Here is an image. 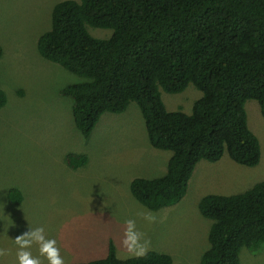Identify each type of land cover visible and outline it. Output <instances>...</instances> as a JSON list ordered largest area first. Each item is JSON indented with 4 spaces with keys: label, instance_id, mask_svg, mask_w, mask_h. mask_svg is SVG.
<instances>
[{
    "label": "trees",
    "instance_id": "trees-1",
    "mask_svg": "<svg viewBox=\"0 0 264 264\" xmlns=\"http://www.w3.org/2000/svg\"><path fill=\"white\" fill-rule=\"evenodd\" d=\"M90 29L112 35L95 38ZM37 50L83 80L61 92L74 102V124L84 139L105 114H124L136 103L152 148L172 153L163 177L131 183L133 198L146 209L180 204L202 162L227 155L246 168L260 164L246 105L256 101L264 117V0H66L54 6L52 28ZM190 85L203 95L192 115L167 111L162 92L180 94ZM7 104L0 90V109ZM67 162L79 170L89 159L69 154ZM8 199L16 206L23 201L16 189ZM198 208L213 222L200 264H241L243 249L263 251L264 181L236 195H206ZM80 264L177 263L156 251L120 259L110 241L106 258Z\"/></svg>",
    "mask_w": 264,
    "mask_h": 264
},
{
    "label": "rangeland",
    "instance_id": "rangeland-1",
    "mask_svg": "<svg viewBox=\"0 0 264 264\" xmlns=\"http://www.w3.org/2000/svg\"><path fill=\"white\" fill-rule=\"evenodd\" d=\"M66 0H0V90L8 104L0 109V249L2 264H16L14 239L29 226L44 227L57 240L67 264L104 259L113 241L120 259H130L121 246L123 221L137 219L150 241V251L170 255L177 264H200L208 251L213 222L199 212L200 200L211 194L236 195L264 181V117L256 101L246 105L249 127L259 138L261 162L246 168L227 155L198 165L187 196L175 207L152 212L137 202L130 186L137 178L156 179L167 173L172 153L152 148L145 121L136 103L124 114H105L89 139L73 120V100L62 90L83 80L43 60L39 38L52 28V11ZM80 1V0H74ZM106 39L112 31L90 29ZM202 93L190 85L183 93L162 99L167 111L192 115ZM69 154L86 155L88 164L72 169ZM11 189L23 198L8 199ZM148 211L147 223L137 213ZM36 254V248L33 247ZM241 264H264L257 255L241 252Z\"/></svg>",
    "mask_w": 264,
    "mask_h": 264
},
{
    "label": "clouds",
    "instance_id": "clouds-1",
    "mask_svg": "<svg viewBox=\"0 0 264 264\" xmlns=\"http://www.w3.org/2000/svg\"><path fill=\"white\" fill-rule=\"evenodd\" d=\"M137 216L149 224L156 221L155 214L148 211L139 212ZM123 225L124 232L120 243L127 256L135 258L146 256L150 251V241L138 228L137 219L127 218L123 221ZM14 243L17 247L16 264H67L57 240L48 237L44 227L29 226V230L16 237ZM6 254L5 249H0V257Z\"/></svg>",
    "mask_w": 264,
    "mask_h": 264
}]
</instances>
